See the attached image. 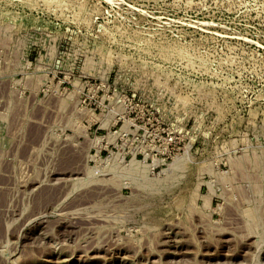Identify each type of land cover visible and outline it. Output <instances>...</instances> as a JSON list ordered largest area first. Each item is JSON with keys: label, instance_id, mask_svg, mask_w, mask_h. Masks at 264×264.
I'll return each instance as SVG.
<instances>
[{"label": "rangeland", "instance_id": "rangeland-1", "mask_svg": "<svg viewBox=\"0 0 264 264\" xmlns=\"http://www.w3.org/2000/svg\"><path fill=\"white\" fill-rule=\"evenodd\" d=\"M0 264H264V0H0Z\"/></svg>", "mask_w": 264, "mask_h": 264}]
</instances>
